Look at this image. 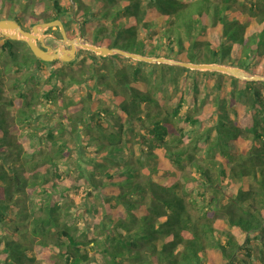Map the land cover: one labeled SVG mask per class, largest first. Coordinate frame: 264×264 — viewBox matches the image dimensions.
Instances as JSON below:
<instances>
[{
  "label": "trees",
  "instance_id": "1",
  "mask_svg": "<svg viewBox=\"0 0 264 264\" xmlns=\"http://www.w3.org/2000/svg\"><path fill=\"white\" fill-rule=\"evenodd\" d=\"M18 1L12 14L16 1L0 0V19L27 29L28 10H50L38 22L68 16L76 24L71 33L65 23L70 37L81 32L100 46L264 75V0ZM75 63L77 73L63 67ZM42 64L49 62L25 42L0 36V264H264V82L80 50L74 61L50 63L61 66L48 73L41 99L11 73ZM183 74L215 79L212 103L200 104L214 120L181 114L183 95L165 104L168 84L176 91ZM87 76L94 92L72 95ZM186 78L199 104L196 79ZM34 120L44 135L32 130ZM82 187L92 217L86 240L61 227L62 200ZM28 193L40 196V213L11 230L9 215Z\"/></svg>",
  "mask_w": 264,
  "mask_h": 264
},
{
  "label": "rangeland",
  "instance_id": "2",
  "mask_svg": "<svg viewBox=\"0 0 264 264\" xmlns=\"http://www.w3.org/2000/svg\"><path fill=\"white\" fill-rule=\"evenodd\" d=\"M15 4L13 5V11L11 12L12 14H16L20 11V4L18 0H15ZM61 3H66L67 0H60ZM100 4H98L99 6ZM51 15V11L50 10H46L40 13H34L31 12L30 10L27 11V16H25V25H27L28 27H30L32 24L38 22L40 19L47 17ZM68 26L69 31H71V33L73 32V26H75L76 24L72 21L69 20L68 16H64L62 19ZM79 24L77 23V27ZM46 37L44 40H46V38L48 37H53V38H57L59 43H60V32L59 29L57 27H52L50 29H48L46 31ZM78 35V34H77ZM76 35V36H77ZM139 35H142L139 34ZM2 36V35H0ZM69 36V35H68ZM143 36V35H142ZM70 37V36H69ZM75 36H72V38ZM46 43V41H45ZM47 44V43H46ZM85 58L86 63L91 62V58L87 57V56H83ZM74 61V60H73ZM46 62V61H45ZM62 62V61H61ZM71 62V61H70ZM97 64H100V60H97ZM52 62H49V64H42L41 65V70L39 72H33L34 73V77L32 78V76L30 77L31 74H33L30 70H21L20 72H12L11 73V77L13 78L14 76L18 77V79H20L21 81L18 82V84L22 87L23 85L25 86V89H29V90H33L35 92H39V98L43 99V97L40 95V93L42 92V88L45 86V80L48 76V73L50 72L51 69H54L56 67H60L61 65H56V64H50ZM68 63V62H67ZM123 63H126V61H123ZM68 72H74L77 73L79 68L76 67V63L74 65H69V66H63ZM201 72V71H199ZM26 77H28V80H26ZM186 77H191V78H195L196 82L199 86V93H198V97H199V104H192L190 99H189V94L188 92L185 90L188 81L190 80V78H186ZM194 79V80H195ZM214 78H204L203 76L199 75V74H183L180 78H179V87L176 91H174L175 89H173V85L168 84V88L169 90L166 91L165 93V98H164V102L165 104H169L170 106H176L179 102V99L181 97V95H183L184 97V102H181V107H180V113L184 114L187 112H191L193 114H201L203 113H209L211 115V117H213L212 119L214 120V117H216V113H212L211 111H206V108L201 107V101H205V103H203L202 105H208L210 102L212 103V97L214 96L215 91H213V88L211 87V84L214 82ZM226 82H228V80L225 79ZM95 80L93 78H88L85 81H83L81 84L74 86V88L72 89L71 93L74 96H78V95H84L87 90H92L94 92V83ZM23 88V90H24ZM67 88V87H66ZM65 88V90H66ZM174 91V92H173ZM68 92V91H67ZM8 94L12 95L13 97H17L16 94H14L13 88H8ZM68 94V93H66ZM39 98L37 99L39 101ZM188 98V99H187ZM210 103V104H211ZM109 106L113 109L114 106L111 105L110 103ZM37 107V105H36ZM210 107V106H209ZM211 108V107H210ZM40 109V108H39ZM212 113V114H211ZM209 115V116H210ZM44 120V119H42ZM212 120V121H213ZM212 123V122H210ZM35 126L38 127H34L32 128V130H35L38 134L44 135V130L45 128H41L42 123L41 121H33L32 123ZM133 128L136 131L140 130V126L137 123H134ZM187 129H189V127H187ZM143 130H141L140 133H142ZM64 139L69 142L70 145H72V147L75 146L76 141L72 140L71 137L68 135V133H64L63 134ZM23 147L24 149L27 151L30 149L31 147V139L27 138L25 139L23 142ZM46 143L42 142L41 144H36L37 149H45ZM138 152V151H137ZM83 156V155H82ZM77 157V156H76ZM74 164H77V166H83V162L81 160V158L79 159V156L77 158H75L73 160ZM16 162H14L15 164ZM74 164L70 163L69 164V176L73 179L77 178V174H76V169L77 166H75ZM86 191H85V187H82L81 189H75V188H70L68 191V197L62 200V204L65 207L64 212L66 213V216L64 217L62 223H61V227L63 229L68 230L75 238L80 239V240H86L87 238L90 239L91 235H92V231L88 230L87 226H90L92 223V217L89 216L87 214L86 211L88 208V201H87V197L85 195ZM18 204L19 207H15L12 209L11 211V215H9V220H7V226H10L11 230H14L16 228H19L20 230H24L27 227V219L28 216H32V215H37L40 213V206L42 204L41 198L39 195H36L34 193H28L27 195L18 198ZM6 226V224H5ZM4 227V224L0 223V234L2 232V228ZM234 235L236 236L237 239L242 238L241 234L238 233H234Z\"/></svg>",
  "mask_w": 264,
  "mask_h": 264
},
{
  "label": "water",
  "instance_id": "3",
  "mask_svg": "<svg viewBox=\"0 0 264 264\" xmlns=\"http://www.w3.org/2000/svg\"><path fill=\"white\" fill-rule=\"evenodd\" d=\"M52 27H57L61 35L60 43L56 47L46 44L44 40L47 35L46 31ZM0 35L10 40L25 42L36 58L46 62L55 60L70 62L76 58L80 50H87L102 57L117 54L146 63L169 64L201 72H219L239 80L264 82L263 74L251 73L235 65L218 62L182 61L163 56H148L118 47L100 46L84 39L81 32L72 38L68 36L64 22L61 19L36 22L25 29L13 18H1Z\"/></svg>",
  "mask_w": 264,
  "mask_h": 264
},
{
  "label": "flooded vegetation",
  "instance_id": "4",
  "mask_svg": "<svg viewBox=\"0 0 264 264\" xmlns=\"http://www.w3.org/2000/svg\"><path fill=\"white\" fill-rule=\"evenodd\" d=\"M63 21V20H62ZM64 22V21H63ZM64 26H65V22H64ZM65 29H66V26H65ZM78 54V53H77Z\"/></svg>",
  "mask_w": 264,
  "mask_h": 264
}]
</instances>
